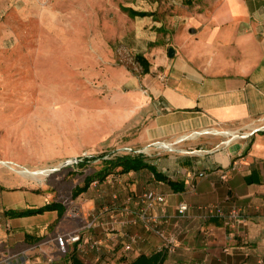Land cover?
Listing matches in <instances>:
<instances>
[{
  "label": "crops",
  "instance_id": "1",
  "mask_svg": "<svg viewBox=\"0 0 264 264\" xmlns=\"http://www.w3.org/2000/svg\"><path fill=\"white\" fill-rule=\"evenodd\" d=\"M190 25L192 34L174 48V57L170 48L165 56L145 55L150 70L142 79V96L150 115L131 142L172 147H152L143 154L147 167L128 173L118 168L80 195L72 192L78 221L69 218L68 206L49 185L40 188L30 176L0 164L1 260L46 264L55 251L47 241L101 214L83 232L86 240L54 264H131L158 252L165 253L163 264H264V132L227 142L264 124V0H215ZM147 191L165 197L151 215L175 237L173 251L144 222L124 224L131 216L125 211L139 212L137 198ZM35 195L45 197L37 204ZM51 204L49 211L17 216ZM181 204L188 206L185 213L179 212ZM234 204L242 210L237 222L205 210L228 213ZM94 240L100 248H92Z\"/></svg>",
  "mask_w": 264,
  "mask_h": 264
},
{
  "label": "rangeland",
  "instance_id": "2",
  "mask_svg": "<svg viewBox=\"0 0 264 264\" xmlns=\"http://www.w3.org/2000/svg\"><path fill=\"white\" fill-rule=\"evenodd\" d=\"M214 1L0 0V164L56 168L30 178L72 207L103 157L146 147L131 143L150 115L136 56L182 47Z\"/></svg>",
  "mask_w": 264,
  "mask_h": 264
},
{
  "label": "built area",
  "instance_id": "3",
  "mask_svg": "<svg viewBox=\"0 0 264 264\" xmlns=\"http://www.w3.org/2000/svg\"><path fill=\"white\" fill-rule=\"evenodd\" d=\"M258 132H264V124H261L257 127H255L253 130H251L249 133L239 135L235 134V136H232L231 139H229L227 142L232 141L235 137H243L248 138L250 136H253L254 134ZM164 142H153L149 145H147L144 149L141 148H134L132 146H124L122 148L114 149L108 154L107 156L103 157V160H110L119 156H137L140 154H145L146 151L149 150L151 147H167L165 146ZM224 180H228V176L226 174L223 175ZM115 199H117V196H115ZM132 198H129L130 201ZM138 202L142 205L139 212L132 213L128 210H126V214H130V218L128 221L126 220L124 224H130V225H137L139 221H142L146 224V226L151 227V229L159 236L165 239L167 246L169 250L173 251L175 248V237L174 236H167L165 234V231L160 227L159 221L154 218L151 215V211L155 208L157 205H161L165 203V197L157 194L154 191H147L144 193H141L138 196ZM188 210V206L186 204H181L179 207L180 213H185ZM207 211V214L209 216H220L223 218L228 219L229 222H237L241 220V208H239L236 204L232 205L230 211L228 213H225L221 208L219 207H207L205 208ZM68 216L72 220L78 221L80 218L79 210L75 207V205H72V207L68 206ZM101 214H95L91 217V220L89 222H86L82 226H79L78 229L74 230H67V231H60L56 233L53 238L46 243H53L55 245V251L53 253H50L46 256V264H54L58 259L65 257L68 255L71 246H74L77 243L82 242L85 239V235H83V232L89 229H93L97 223L101 221ZM86 240V239H85ZM90 241V239H87V241ZM138 238H133V242H137ZM91 246L94 249L100 248V243L98 240H94L91 242ZM132 245H126L125 251L131 250ZM10 259L8 257L0 259V264L6 263L10 264ZM24 264H34L32 261H26Z\"/></svg>",
  "mask_w": 264,
  "mask_h": 264
},
{
  "label": "trees",
  "instance_id": "4",
  "mask_svg": "<svg viewBox=\"0 0 264 264\" xmlns=\"http://www.w3.org/2000/svg\"><path fill=\"white\" fill-rule=\"evenodd\" d=\"M137 62L142 66L143 72L146 74L150 70V63L147 60V58L143 55H137L136 56ZM143 154L137 155V156H119L110 160H106L105 164L102 166L100 170H97L92 176H88L84 184L82 186H77L74 191L73 195L78 196L81 193L85 192L90 185L95 181H103L108 175L112 174L113 171L120 168V171L123 173H128L133 170H140L145 167H147L143 163ZM161 178V177H160ZM54 204L47 205L45 207H42L40 209H33V210H27L18 212L17 216L23 217V216H29V215H35L40 214L45 211H49L53 208ZM165 260V253L158 252L154 253L152 255H145L142 254L139 257H137L131 264H163ZM74 264H77L76 262Z\"/></svg>",
  "mask_w": 264,
  "mask_h": 264
},
{
  "label": "bare ground",
  "instance_id": "5",
  "mask_svg": "<svg viewBox=\"0 0 264 264\" xmlns=\"http://www.w3.org/2000/svg\"><path fill=\"white\" fill-rule=\"evenodd\" d=\"M165 146H167L168 148L172 147L170 144L166 143L164 144ZM6 165V164H5ZM56 168L53 169H39L36 171H31V170H19V172L23 175H27V176H33V177H38V176H47L52 174L54 171H56ZM17 171V170H16Z\"/></svg>",
  "mask_w": 264,
  "mask_h": 264
},
{
  "label": "water",
  "instance_id": "6",
  "mask_svg": "<svg viewBox=\"0 0 264 264\" xmlns=\"http://www.w3.org/2000/svg\"><path fill=\"white\" fill-rule=\"evenodd\" d=\"M168 55H169L170 58L174 57V55H175V49L174 48H170L169 49V52H168Z\"/></svg>",
  "mask_w": 264,
  "mask_h": 264
}]
</instances>
